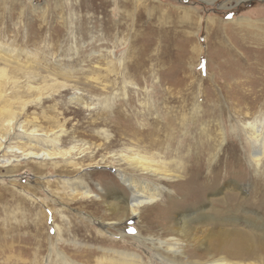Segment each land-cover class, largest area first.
I'll use <instances>...</instances> for the list:
<instances>
[{"label": "rangeland", "instance_id": "rangeland-1", "mask_svg": "<svg viewBox=\"0 0 264 264\" xmlns=\"http://www.w3.org/2000/svg\"><path fill=\"white\" fill-rule=\"evenodd\" d=\"M209 1L0 0L2 50L35 69L7 68V96L21 99L13 135L43 140L30 147L11 137L5 147L41 153L49 143L69 153L4 155L0 264H107L119 253L190 264L219 260L212 249L223 246L222 232L263 235L254 224L264 228L256 195L264 160L256 173L244 124L264 127V0ZM137 152L182 167V179L141 176L122 162ZM119 174L164 193L124 219L114 210L130 196ZM230 195L251 204L236 212ZM184 222L196 228L188 237L178 232Z\"/></svg>", "mask_w": 264, "mask_h": 264}, {"label": "bare ground", "instance_id": "bare-ground-1", "mask_svg": "<svg viewBox=\"0 0 264 264\" xmlns=\"http://www.w3.org/2000/svg\"><path fill=\"white\" fill-rule=\"evenodd\" d=\"M136 1L138 2L139 0H136ZM207 1L210 3L209 0ZM211 1H212L211 3H213L217 0H211ZM251 24H254V21H251L250 19H242L240 21V26L246 25L247 27L252 28ZM2 48H3V45L2 43H0V61H3V63L5 64V66H2L0 68V157L3 154L2 155L3 160H1L0 163L1 162H4L5 164L11 163L10 160L4 159L5 157L4 155L8 154V152L12 154L13 153L23 154L22 160L34 159L37 161H50V160L58 159L60 157L69 156L68 152L65 153L63 151H60L61 149L60 150L57 149L56 152H53V150L55 149L54 148L49 149V143L46 147V149L48 150L44 149L41 153H35L34 151H29V150L23 151L22 149L24 148L14 149V147L13 148L5 147L6 143L11 137L12 139H17V140L24 139L25 142L23 145L30 146V147H34L38 145L39 142L41 141L43 142V140L40 138L41 135L36 134L37 131H32L30 134H26L27 131H24L23 133H25V136H26L25 138H22L20 135H16V136L13 135V131L17 123L18 117H20L21 115L19 114V112L17 113L15 111L14 105L16 104V100H21V99L19 97H16V99H13L12 97L7 96L6 88L12 79L11 77H9V74H8L9 71L7 68L9 65L18 66L19 70L26 72L28 74H35V72H29V70L34 71L35 69L29 67L28 65H27L28 67H24L27 63L24 65L20 64L21 65L20 66L18 62L19 61L18 58L15 55H12L10 51L9 53L4 52ZM16 83L18 82L15 81L14 84ZM34 89L35 88L32 86L30 87V91H33ZM249 104H252V103H249ZM22 108H24V105L22 106ZM244 127H245L244 133H245V137L247 141L246 143L250 145L249 160L251 164L254 163L255 165L254 169H256L255 172L258 173L259 171L258 169L261 167V163L264 160V127L262 123L259 124L257 122L244 124ZM169 128L170 130H172L171 127ZM232 159L238 161V162H235V164L240 165V167L242 166L240 162L241 160L235 157L234 158L232 157ZM122 162L129 165L134 171L142 173L141 176L152 175L153 177L158 178L157 179L158 181L161 180V181H169V182L174 183V182L180 181L182 179V174H184V170L182 167L175 168L174 172H172L170 171V169H168L167 167L168 163L166 161L158 159V157L156 156H150V157L149 156L147 157L146 155L144 156L140 152L133 153L132 156L128 154L127 156L122 158ZM119 175H120L119 177L122 183L124 184L128 192L130 193V196L129 198L122 199V204L119 205L118 207H115L114 210L119 211L123 215L124 219L129 218V216L131 219L139 216L140 212L142 210H145L146 206L156 203L157 199L161 198L164 193V190L162 188L155 187V186L153 187V185H150L151 183L138 182L133 176L123 175V174L122 175L119 174ZM260 189L257 190L256 195H258L259 197L258 199L259 205L264 208V189L263 187H261ZM239 190L241 193L243 192V194H246V191L244 189L240 188ZM89 192H90L89 189L87 190L85 189V193H84L85 196L86 195L88 196ZM190 195H193L191 191H190ZM226 199L230 203H234L233 205H231V207H232V210L236 212H243L244 211L243 205H247L250 203V200L249 202H246V201L244 203L242 201L240 202L239 197L235 195H230L226 197ZM244 214L247 216L248 213L244 212ZM195 218L199 220V219H202L203 216L201 215L200 218L199 217H195ZM261 219L262 218L259 217V220ZM238 220L239 219L237 218L233 219V222H238ZM112 225H115V223L114 224L112 223ZM254 227L258 229L257 232H261L263 233V235L259 236V234L257 235V233H255L254 236H252L251 234L244 233L238 230H233L228 233L222 232L221 233L222 236L220 237H224L225 239L223 246L214 245L212 249L213 252L220 257V259L216 261L211 260V261H205V262L194 261L190 264H253V263H247V262L250 260H254L256 258L264 259V228L258 227L256 226V224H254ZM195 230L196 228L194 226L193 227L189 226L184 222L183 228L180 229V231L178 232L181 234V237H184V236L188 237V233L190 231H195ZM130 238L137 239V242L139 244H142L146 240L151 241L154 244L153 240L151 239L140 240L138 236H130ZM177 240L181 241L180 239H177ZM159 244L161 246L164 245V247L166 246L169 248L165 250V253H171L174 256L184 255L182 250H178L179 247L170 248L164 242H159ZM174 245L178 246V244H174ZM173 248H176V249H173ZM205 251L207 253H210L208 249H205ZM207 253L204 256L208 260H210V257L207 255ZM117 255L119 256L117 260L110 259L107 261L108 262L107 264H149L141 260L139 256H137L136 254L119 253ZM61 260L64 261V258L61 257ZM161 261L165 262V264H175V263L168 261L166 257L162 258ZM99 264H104V263H102L101 261V263ZM183 264H187V263L185 262Z\"/></svg>", "mask_w": 264, "mask_h": 264}]
</instances>
